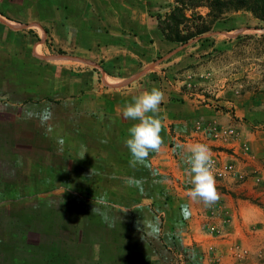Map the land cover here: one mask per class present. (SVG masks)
I'll return each mask as SVG.
<instances>
[{
  "label": "rangeland",
  "instance_id": "rangeland-1",
  "mask_svg": "<svg viewBox=\"0 0 264 264\" xmlns=\"http://www.w3.org/2000/svg\"><path fill=\"white\" fill-rule=\"evenodd\" d=\"M173 6L174 0L158 23ZM233 15L232 30L189 41L207 46L204 87L222 89V100L244 112L240 127L220 128L233 129L234 136L216 137L235 139L240 155H264V23L250 13ZM0 21L17 31L7 43L0 37V264H198L178 235V212L167 211L157 184L146 181L145 188L141 164L130 161L125 144L130 127L96 124L105 118L94 110L122 98L77 100L63 93L62 83L70 80L26 62L35 30L28 33L1 16ZM52 45H47L51 54L62 51ZM47 106L53 115L42 126ZM26 111L37 115L28 119ZM122 117L116 120L134 123ZM123 151L130 159L120 157ZM137 196H154L155 205L138 204ZM100 198L105 204L96 206L106 219L92 214Z\"/></svg>",
  "mask_w": 264,
  "mask_h": 264
},
{
  "label": "crops",
  "instance_id": "crops-1",
  "mask_svg": "<svg viewBox=\"0 0 264 264\" xmlns=\"http://www.w3.org/2000/svg\"><path fill=\"white\" fill-rule=\"evenodd\" d=\"M17 1L0 0V16L27 27L28 33L35 30V39L27 45V63L40 64L47 75L62 82L70 80L61 86L73 99L101 94L122 98L109 108L98 106L94 112L105 119L96 124L105 129L131 127L116 120L123 116L126 103L153 87L164 93L156 114L162 121L163 145L141 164L142 180L145 188L147 181L164 191L162 204L167 211L178 212V235L195 252L198 264H264V155H240L235 139L216 137V129L240 127L244 112L237 103L222 100V89L204 87L203 41L177 43L162 34L158 17L166 14L172 0ZM49 43L62 51L51 54ZM195 142L207 144L212 158L233 162L246 174L242 181L214 177L219 200L211 207L189 198V166L176 148ZM124 152L120 157L127 160ZM154 199L137 196L143 206L144 201L154 204ZM237 246L247 254L234 257Z\"/></svg>",
  "mask_w": 264,
  "mask_h": 264
},
{
  "label": "clouds",
  "instance_id": "clouds-1",
  "mask_svg": "<svg viewBox=\"0 0 264 264\" xmlns=\"http://www.w3.org/2000/svg\"><path fill=\"white\" fill-rule=\"evenodd\" d=\"M164 100V93L153 87L150 91H144L142 94L133 97L132 102L126 103L123 109L125 119L134 121L128 129L129 138L125 144L131 154L133 165L143 164L149 157L150 152H159L163 145L162 121L156 115L159 107ZM51 106L45 107L40 114L42 126L52 118ZM37 115L26 111L25 117L28 119ZM179 150L184 156V162L189 166L187 171L191 177L192 187L188 190V196L191 200L202 201L206 206L211 207L219 200V194L216 189V181L213 175L214 160L209 146L205 143L195 142L188 145L177 144ZM86 149L82 152L84 157ZM105 199L100 198L96 201L92 209L93 213L100 214L106 219V215L96 205H104Z\"/></svg>",
  "mask_w": 264,
  "mask_h": 264
},
{
  "label": "trees",
  "instance_id": "trees-1",
  "mask_svg": "<svg viewBox=\"0 0 264 264\" xmlns=\"http://www.w3.org/2000/svg\"><path fill=\"white\" fill-rule=\"evenodd\" d=\"M201 8L205 9L204 13L198 11ZM241 11L264 23V0H174L173 8L165 20L159 22V28L167 40L187 43L212 31L232 30L233 14ZM11 34L13 32L0 23V37L4 42L9 41ZM106 97V101H113L110 96Z\"/></svg>",
  "mask_w": 264,
  "mask_h": 264
},
{
  "label": "built area",
  "instance_id": "built-area-1",
  "mask_svg": "<svg viewBox=\"0 0 264 264\" xmlns=\"http://www.w3.org/2000/svg\"><path fill=\"white\" fill-rule=\"evenodd\" d=\"M199 129V128H198ZM218 134L221 137H231L234 136V130L233 129H216L215 135L218 136ZM214 160V167L212 169L213 175L216 178H225V177H232L239 181H242L246 178L245 172L238 170L237 166L233 162H226L221 163L219 160L213 158ZM225 222H228V219H225ZM210 230L212 232H217V230L214 227H211ZM247 254V251L240 249L238 246L233 248V256L240 258Z\"/></svg>",
  "mask_w": 264,
  "mask_h": 264
}]
</instances>
